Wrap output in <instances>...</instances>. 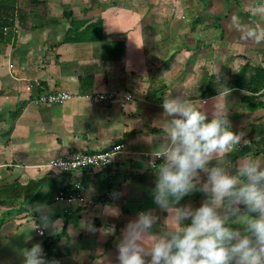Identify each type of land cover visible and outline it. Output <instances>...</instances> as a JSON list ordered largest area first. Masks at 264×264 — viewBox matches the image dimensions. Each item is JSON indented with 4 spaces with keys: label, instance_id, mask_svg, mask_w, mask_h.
I'll list each match as a JSON object with an SVG mask.
<instances>
[{
    "label": "crops",
    "instance_id": "0c3cea01",
    "mask_svg": "<svg viewBox=\"0 0 264 264\" xmlns=\"http://www.w3.org/2000/svg\"><path fill=\"white\" fill-rule=\"evenodd\" d=\"M16 3L23 19L15 15L5 32L12 37L0 43V184L48 177L57 185L49 192L50 203L31 207L28 202V211L14 213L0 226V264H23V252L36 243L45 260L43 240L63 226L57 264H118V239L140 211L160 217L153 228L158 231L167 213L153 203L155 176L146 167V153L163 142L162 102L169 95H185L196 104L206 101V108L224 104L231 130L244 134L230 156L232 163L243 155L264 163V92L246 102L245 87L227 86L243 62L235 68L236 57L218 52L217 41L196 34L195 25V34L189 35L183 27L171 26L173 34L160 27V16L175 11L173 6L158 0ZM67 12L79 30L97 20L104 38L65 40L71 21ZM58 90L71 97L57 103L40 100ZM100 93L119 96L94 102L92 96ZM114 144H123V151L104 168L55 172L47 166L52 158L103 151ZM59 192L81 194L84 200L57 201ZM204 199L195 191L178 206L195 208ZM52 221L59 222V231ZM37 226H43V234L36 233Z\"/></svg>",
    "mask_w": 264,
    "mask_h": 264
},
{
    "label": "clouds",
    "instance_id": "9594fccd",
    "mask_svg": "<svg viewBox=\"0 0 264 264\" xmlns=\"http://www.w3.org/2000/svg\"><path fill=\"white\" fill-rule=\"evenodd\" d=\"M251 12L264 14V5ZM236 26L242 40L264 41V28ZM206 103L185 95L162 102L163 142L146 167L155 176L153 203L167 215L153 231L160 217L138 212L116 244L118 264H264V163L247 155L232 163L244 134L231 130L224 104ZM195 191L205 196L198 207L178 206ZM51 223L59 231V222ZM23 256V264H45L39 243Z\"/></svg>",
    "mask_w": 264,
    "mask_h": 264
},
{
    "label": "rangeland",
    "instance_id": "374dc122",
    "mask_svg": "<svg viewBox=\"0 0 264 264\" xmlns=\"http://www.w3.org/2000/svg\"><path fill=\"white\" fill-rule=\"evenodd\" d=\"M158 2L175 8V11L160 16L159 21V26L168 28L170 34H173L171 32L174 30L171 26L177 27L178 30L183 27L185 35L195 34L191 29L195 25L196 34L210 36L217 41L215 43L218 52L236 57L232 59L235 60V68L236 62H243L242 65L247 64L250 67L258 65L264 67V41L255 43L251 40H242V32L238 31L236 26L238 22L245 29L264 28V14L253 15L251 12L253 7L264 5V0H158ZM174 19L181 22L175 25ZM250 72L249 69L247 76ZM232 80L231 76L228 82Z\"/></svg>",
    "mask_w": 264,
    "mask_h": 264
},
{
    "label": "trees",
    "instance_id": "16d2710c",
    "mask_svg": "<svg viewBox=\"0 0 264 264\" xmlns=\"http://www.w3.org/2000/svg\"><path fill=\"white\" fill-rule=\"evenodd\" d=\"M16 2L17 0H0V43L10 40L12 37L13 34L11 32L5 34L3 27H11L13 25L15 14L19 15L20 20L23 19L24 12L16 6ZM66 17H69L71 21L70 28H68L66 32L65 40L80 41L104 38L101 25L97 20L87 23L82 30H79L80 24L72 19L71 13L67 12ZM249 69L251 72L247 76ZM227 85L229 87H245L249 91V95L243 96L242 99L246 102H250L255 98V93L264 92V67L260 65L250 67L244 64L234 75L233 80L228 82ZM254 105L255 104L250 103L249 107L256 108ZM259 105H262V103L257 104V106ZM258 152L259 150L255 151L253 154L256 155ZM56 185V181L48 177L32 179L24 184L18 182L0 184V206L6 207V210L0 212V226L14 213L28 211L26 207L28 202H30L31 207L50 203L52 198H49L48 195L50 190L55 188ZM45 187L47 191L45 195L40 198L41 191ZM99 199L101 198H97V200ZM18 205L19 207L16 209ZM64 234L65 226H63L61 232L54 236H48L43 240L44 255L47 264H57L58 258L61 255L57 247V242Z\"/></svg>",
    "mask_w": 264,
    "mask_h": 264
},
{
    "label": "built area",
    "instance_id": "2783aa9c",
    "mask_svg": "<svg viewBox=\"0 0 264 264\" xmlns=\"http://www.w3.org/2000/svg\"><path fill=\"white\" fill-rule=\"evenodd\" d=\"M4 32L8 30V27H3ZM125 97L131 99V94L129 92H124ZM119 94L116 93H100L92 96V100L94 102H101L105 100H111L114 97H118ZM71 97V93L64 90H58L53 92H48L43 94L40 97V100L48 103H57L62 102L65 99ZM123 151V144H114L113 146L98 152H84L79 151L71 156H61L52 158L47 163L49 169L55 172H62L66 170H77V169H100L107 167L112 164L114 158L117 153ZM149 154L146 153L148 160ZM158 162V160H157ZM55 200L57 201H66V202H74V201H83L84 197L81 194L69 193L65 194L63 192H59L55 195ZM43 233V226L36 227V233L41 235Z\"/></svg>",
    "mask_w": 264,
    "mask_h": 264
}]
</instances>
